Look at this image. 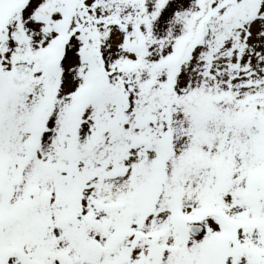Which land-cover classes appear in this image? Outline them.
I'll list each match as a JSON object with an SVG mask.
<instances>
[{
  "label": "snow or ice",
  "instance_id": "6c2138e0",
  "mask_svg": "<svg viewBox=\"0 0 264 264\" xmlns=\"http://www.w3.org/2000/svg\"><path fill=\"white\" fill-rule=\"evenodd\" d=\"M0 264H264V0H0Z\"/></svg>",
  "mask_w": 264,
  "mask_h": 264
}]
</instances>
